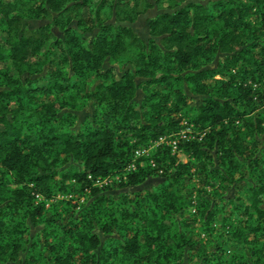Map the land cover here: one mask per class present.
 <instances>
[{
	"label": "trees",
	"instance_id": "obj_1",
	"mask_svg": "<svg viewBox=\"0 0 264 264\" xmlns=\"http://www.w3.org/2000/svg\"><path fill=\"white\" fill-rule=\"evenodd\" d=\"M154 1L99 0L92 10L91 0H0V264H181L196 256L192 222L215 239L202 264H264V107L248 84L264 78V0H171L144 40L131 25ZM40 20L48 24L22 29ZM87 102L93 114L76 128ZM182 119L205 132L182 145L186 161L164 149L162 182L112 194L156 176L145 159L125 168ZM198 165L203 202L185 219L184 176ZM116 175L125 181L103 189L87 178ZM230 187L244 193L226 199Z\"/></svg>",
	"mask_w": 264,
	"mask_h": 264
},
{
	"label": "rangeland",
	"instance_id": "obj_2",
	"mask_svg": "<svg viewBox=\"0 0 264 264\" xmlns=\"http://www.w3.org/2000/svg\"><path fill=\"white\" fill-rule=\"evenodd\" d=\"M98 1L99 0H91V4H93V5L97 4ZM170 1L171 0H162V2L159 3L160 5H159L158 9L153 8V9L147 10L144 14H141L137 18V20L135 21V23L131 27L134 30V32L140 36V38H142L144 40L148 39L149 34H148L147 20L152 18V17H155L158 13H160L158 10L169 11V10H167V7H168V5H171L172 2H170ZM150 2L155 4L154 0H150ZM94 9H95V5L92 8V10H94ZM90 11L87 8L78 9V14L80 13L81 16L89 22L90 18H92ZM101 21H104L107 23H114L115 22L111 17H104V16L101 17ZM46 24H48V22L46 20L24 22L22 25V29L24 31H26V30L34 31L38 27L46 25ZM76 24H77V22H73L72 26L76 27ZM54 32L56 33V35L58 37H61V34L57 30L54 29ZM95 33H96V31L94 30V31L88 33L87 36L93 37L95 35ZM218 61H219V56L214 61V63L209 64L208 67H216V65L218 64ZM104 66H105V68H114L116 70V72H118V74L122 73L123 68L124 69L127 68V65H125V64H120L118 66H117V64L109 65V63L107 61L105 62ZM0 67H3V65L0 64ZM64 69L67 72V68H64ZM97 83H99V80L92 78L89 81L88 89H90L92 86H94ZM182 85H183L182 88H183L184 92L186 93V95L192 99V101H190L189 104L193 107L198 106L199 102L201 101V97L197 94H193L187 84H182ZM142 97H143V93L140 89H138L136 97H135V101L140 102ZM78 110L79 111L76 113V115H77V120H76V125H75L76 128L79 127L82 123L87 121L92 116L93 111H94L93 104L90 102L83 103V104H81L80 109H78ZM182 120L188 121L187 119H182ZM263 146H264V138L259 137L257 148L263 147ZM132 159H133V157H132ZM177 159L178 160H186L185 157H182V156L180 158L177 157ZM137 162L139 164V162L141 163V162H143V160L139 159V160H137ZM208 165L210 166L211 162H209ZM199 169L201 170V166L198 165L191 170V173H193L192 175L184 176V190H183V192L186 195V201L190 202V204H191L190 205L191 207H188V209L183 211V217L185 219H192L193 217H192V214L190 213V211L193 209V207L195 205H197V203L203 202V200H202L203 195L202 194L204 191L205 182H204L203 176H198L197 172H199L198 171ZM154 178H156V177H154ZM158 183H160V181L157 180L155 182H148L145 184L144 183L140 184L134 188L129 189L127 194H135L138 192H143L145 190H152ZM242 193H244L243 189L239 190L237 193V192H235V190L232 187H230L228 189V191H226L224 193V195H225L226 199H235ZM81 198L83 200L81 199L82 201H79L80 206L85 205L87 203L89 196L84 195ZM53 203H55V202H53ZM263 207H264V204H263ZM191 224L193 226V237H194V241L196 242V249L195 250L197 252L195 251L196 256L192 255L191 257L185 259V261H183L181 264H202L200 255H202V254L209 255L211 253L215 239L214 238H208L207 239V237L203 238V235L199 237L198 236L199 235L198 229L200 227L199 226L200 222L198 223L199 225L194 223V222H192ZM37 233H38V228L31 227L30 236L34 237ZM99 236H100L102 241L105 240V237L101 233H99ZM28 245L29 244H27L26 246H28ZM23 257H24V253L21 254V258H23ZM19 262L20 261H16L15 264H20Z\"/></svg>",
	"mask_w": 264,
	"mask_h": 264
},
{
	"label": "built area",
	"instance_id": "obj_3",
	"mask_svg": "<svg viewBox=\"0 0 264 264\" xmlns=\"http://www.w3.org/2000/svg\"><path fill=\"white\" fill-rule=\"evenodd\" d=\"M248 84L251 85L254 90L259 91L262 96V105L264 107V78H262L260 82L249 81ZM254 99H257V95L254 97ZM179 126L180 128L176 133L160 136L155 141L151 142L148 146L135 149L133 152L132 162L129 163L125 168V173L135 171L138 165H142V162H139L138 164L137 160L145 159L148 160L149 164L151 165V169H157L156 176H152L151 178H159L161 177V175H163V169L158 168L155 161V156H157L158 153H162L164 149H167L169 150L171 155H175L179 158L181 156L185 157L184 155H182V145L193 141H201L205 136L204 131L198 130L193 123H190L188 121L181 120ZM181 161L185 162L186 160ZM87 178L90 180L93 187L103 189L105 187H111L115 183H121L122 181H125L126 177L116 175L105 178H93L91 176H88ZM81 197L79 198V201L83 200ZM35 198L37 199V202L41 201V197L38 194H35ZM71 198V195H57L51 201L69 200ZM46 206H48V204H46ZM194 211L195 210L193 209V212Z\"/></svg>",
	"mask_w": 264,
	"mask_h": 264
},
{
	"label": "water",
	"instance_id": "obj_4",
	"mask_svg": "<svg viewBox=\"0 0 264 264\" xmlns=\"http://www.w3.org/2000/svg\"><path fill=\"white\" fill-rule=\"evenodd\" d=\"M132 26V25H131ZM160 181V182H162L163 181V179H161V178H148V179H146L143 183L145 184V183H148V182H155V181ZM142 183V184H143ZM129 191V189H127V188H125V189H122V190H117V191H114V192H111L112 194H114V195H119V194H121V193H127Z\"/></svg>",
	"mask_w": 264,
	"mask_h": 264
}]
</instances>
